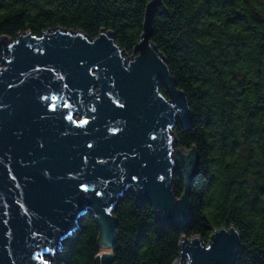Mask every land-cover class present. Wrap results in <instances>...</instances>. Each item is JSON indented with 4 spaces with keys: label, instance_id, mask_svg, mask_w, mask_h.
<instances>
[{
    "label": "water",
    "instance_id": "1",
    "mask_svg": "<svg viewBox=\"0 0 264 264\" xmlns=\"http://www.w3.org/2000/svg\"><path fill=\"white\" fill-rule=\"evenodd\" d=\"M157 5L151 0L145 7L130 61L108 31L90 39L57 26L40 35L24 31L12 43L0 36L3 59L8 50L0 65V264H50L45 255L59 252L89 212L99 246L113 248L112 208L128 192L138 204H150L160 225L179 230L190 220L197 154L175 146L172 127H188L191 114L150 40ZM45 103L54 111L41 124L36 114H44ZM84 120L88 124L76 128ZM41 129L53 139L57 130L74 131L42 153L32 140ZM85 152L91 153L86 164ZM174 171L183 177L180 197L171 187ZM241 245L233 226L212 231L207 241L182 235L174 264H236ZM94 263L115 264L112 250L99 251Z\"/></svg>",
    "mask_w": 264,
    "mask_h": 264
},
{
    "label": "trees",
    "instance_id": "2",
    "mask_svg": "<svg viewBox=\"0 0 264 264\" xmlns=\"http://www.w3.org/2000/svg\"><path fill=\"white\" fill-rule=\"evenodd\" d=\"M151 0H0V36L61 27L93 38L108 31L132 53ZM151 42L186 95L191 123L172 127L175 146L194 147L197 174L189 189L192 213L182 229L160 225L148 202L125 193L117 220L115 264H174L181 236L207 241L233 226L241 247L236 264H264V5L257 0H158ZM161 91L165 94L163 88ZM176 197L183 177L172 173ZM102 248L94 215L54 256V264H95Z\"/></svg>",
    "mask_w": 264,
    "mask_h": 264
},
{
    "label": "snow or ice",
    "instance_id": "3",
    "mask_svg": "<svg viewBox=\"0 0 264 264\" xmlns=\"http://www.w3.org/2000/svg\"><path fill=\"white\" fill-rule=\"evenodd\" d=\"M46 100V98H44ZM119 107L123 108L125 105L124 104H119ZM5 106L3 105V102L0 101V111L3 110ZM41 111L44 113L43 115H41L39 112L36 114L37 116V120H39L41 122V124H46L48 117L50 115L51 111H54V109L49 110L48 109V105L47 103H45L43 105V108L41 109ZM88 121L84 120L81 121L80 124L76 125V128L81 127V125H87ZM74 130L73 129H69L68 131H64V130H57V133L54 137V139L49 136L48 131L46 129H41L35 132V134L32 136V140L33 142L36 144L37 148L42 152V153H48L51 152L54 148V146L58 143L62 141L63 137H68ZM87 149H93L94 145L92 143H87L86 144ZM80 155L83 156V160L84 163L86 164L88 159L91 156L90 152H85V153H80ZM45 176L48 175L47 172L43 173ZM136 177H132V179H135ZM79 191L81 193H86L87 192V188L81 184L79 186ZM96 195H100L99 192L96 193ZM208 253H205V255H207Z\"/></svg>",
    "mask_w": 264,
    "mask_h": 264
},
{
    "label": "rangeland",
    "instance_id": "4",
    "mask_svg": "<svg viewBox=\"0 0 264 264\" xmlns=\"http://www.w3.org/2000/svg\"><path fill=\"white\" fill-rule=\"evenodd\" d=\"M257 1H258L259 3H261L262 5H264V0H257ZM9 42L12 43V39H9ZM5 47H6V44L3 43V44H2V48H5ZM125 52H127V51H125ZM133 55H134V54H132V53H128V52H127V60L130 61V60L132 59ZM3 57H4V59L8 57V50H7V49L4 50V52H3ZM4 59L0 56V65H4V63H3ZM123 61H124V63H125L126 65L128 64L127 61H126L125 59H123ZM173 139H174V138H173ZM180 148H181V147H180ZM182 148H184V147H182ZM182 148H181V150H182ZM182 151H184V150H182ZM102 249H103V248H102ZM103 250H104V249H103ZM56 253H57V250H55L53 257H52L50 254L45 255V258L48 259V260H50V264H54L53 260H54V256H55Z\"/></svg>",
    "mask_w": 264,
    "mask_h": 264
},
{
    "label": "bare ground",
    "instance_id": "5",
    "mask_svg": "<svg viewBox=\"0 0 264 264\" xmlns=\"http://www.w3.org/2000/svg\"><path fill=\"white\" fill-rule=\"evenodd\" d=\"M104 250H106V252L107 251H111V248L110 247H105V248H103Z\"/></svg>",
    "mask_w": 264,
    "mask_h": 264
}]
</instances>
